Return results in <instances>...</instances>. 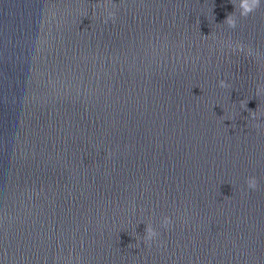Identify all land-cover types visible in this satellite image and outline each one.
<instances>
[{"label":"water","instance_id":"95a60500","mask_svg":"<svg viewBox=\"0 0 264 264\" xmlns=\"http://www.w3.org/2000/svg\"><path fill=\"white\" fill-rule=\"evenodd\" d=\"M238 3L0 0V264H264V0Z\"/></svg>","mask_w":264,"mask_h":264},{"label":"clouds","instance_id":"9594fccd","mask_svg":"<svg viewBox=\"0 0 264 264\" xmlns=\"http://www.w3.org/2000/svg\"><path fill=\"white\" fill-rule=\"evenodd\" d=\"M261 4V0H239L238 4H235V9L238 10L239 16L240 17H247L249 14L255 12ZM97 7H107V5H100L98 4ZM115 22V12L109 11L108 12V17ZM107 18L105 19V23H107ZM224 24L227 25L228 28L234 29L237 26V15L236 11L229 13L226 17V19L223 21ZM207 36H205L206 38ZM232 47L231 45H229ZM233 51L239 52V51H245L246 55H254V57L258 58L260 56L259 53H253L251 49L245 50V46L242 44L237 43L233 47ZM219 87L221 88H228L230 85L224 80L221 79L218 81ZM262 92H264V84H257V91L256 95L259 96ZM241 105L246 109L247 107V100H241L240 101ZM249 112V116L253 120H257L259 116L264 115V113L259 112L258 110H251L247 109ZM254 127L260 128L261 125L259 123L254 124ZM109 155H111V152H109ZM245 184L247 186V189H251L253 191L257 190L259 188V182L257 177L255 176H248L245 178ZM171 218L167 215H165L162 220H161V226L165 229H168L171 226ZM159 235L157 232L156 228L152 226L151 223L146 225L145 228V233L143 236V240L148 246H151V242Z\"/></svg>","mask_w":264,"mask_h":264}]
</instances>
